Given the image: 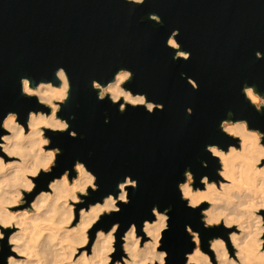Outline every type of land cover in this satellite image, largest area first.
Masks as SVG:
<instances>
[{
	"label": "water",
	"instance_id": "1",
	"mask_svg": "<svg viewBox=\"0 0 264 264\" xmlns=\"http://www.w3.org/2000/svg\"><path fill=\"white\" fill-rule=\"evenodd\" d=\"M149 12L161 15L164 24L141 22ZM174 28H180L178 41L192 52L187 62H174L165 46ZM256 50L264 51V0H147L134 12L124 0H0V116L12 110L23 119L30 110L50 111L35 97L22 96L19 80L28 76L35 86L55 79V70L64 67L71 96L57 115H74L71 126L84 139L53 134V145L63 149L54 174L77 158L86 161L100 184L91 201L118 191L116 184L125 175L138 179L139 186L129 189L131 202L105 216L104 227L117 220L125 228L140 224L154 204L161 210L171 205L162 246L171 253L169 264H184V252L191 249L185 224L203 233V247L216 235L205 236L198 211L180 200L176 186L185 167L191 166L197 180L215 177L216 159L204 146L231 142L218 129L228 110L249 120L251 128L264 130V115L240 92L244 82L264 92V60L255 59ZM121 66L135 73L128 86L164 103L163 111L149 115L142 106H129L120 114L107 98H96L91 80L111 79ZM182 72L198 81V91L181 78ZM188 106L193 108L190 117L185 115ZM105 113L111 117L108 124ZM47 180L42 173L39 187ZM3 259L0 255V264Z\"/></svg>",
	"mask_w": 264,
	"mask_h": 264
},
{
	"label": "clouds",
	"instance_id": "2",
	"mask_svg": "<svg viewBox=\"0 0 264 264\" xmlns=\"http://www.w3.org/2000/svg\"><path fill=\"white\" fill-rule=\"evenodd\" d=\"M146 2L124 0L130 12ZM146 19L157 26L164 24L156 12L140 17L141 22ZM180 33V28L172 29L165 46L172 50L174 62H187L192 52L178 41ZM254 57L264 60V51L256 50ZM180 76L193 91L199 90L194 77L185 72ZM54 77L40 80L35 86L28 76L19 80L20 94L35 97L39 105L50 111L30 110L23 119L12 110L0 116L3 264H169L171 253L162 241L170 230L171 205L161 210L159 204H154L149 218L140 224L131 222L125 228L117 220L110 226H100L105 216L120 213L131 202L129 189L139 186L138 179L125 175L116 184L118 191L91 201L89 198L100 190V184L86 161L77 158L70 168L54 174L63 149L53 145V134L67 133L69 137L84 139L71 126L74 115L67 119L57 115L71 96L69 73L61 66ZM134 78L130 68L121 66L111 79H92L91 88L99 101L107 98L120 114L129 106H142L149 115L163 111L164 103L128 86ZM240 92L257 113L264 115V92L256 84L244 82ZM192 114L193 108L186 107V117ZM110 120L105 113L104 123ZM249 125V120L238 119L235 112L228 110L218 129L231 142L204 146L216 159L215 177L202 175L197 180L189 165L183 171V179L177 182L180 200L186 208L198 211L203 229L220 232L202 247L203 233L192 224H185L191 249L184 252V264H264V130ZM46 131L50 134L46 135ZM201 164L204 168L209 166L207 161ZM42 173L48 177L45 187H39ZM205 202L207 207L201 208Z\"/></svg>",
	"mask_w": 264,
	"mask_h": 264
},
{
	"label": "rangeland",
	"instance_id": "3",
	"mask_svg": "<svg viewBox=\"0 0 264 264\" xmlns=\"http://www.w3.org/2000/svg\"><path fill=\"white\" fill-rule=\"evenodd\" d=\"M206 203V202H205ZM203 205V204H202ZM205 207H207V204L205 205ZM264 211V210H263ZM74 223H75V221H74ZM91 231L92 230H90V236H91ZM210 232H212V230H206L205 232H204V235L205 236H207ZM214 232H219L218 230L217 231H214ZM217 234V233H216ZM218 234H220V232L218 233ZM217 234V235H218ZM90 243H91V240H90ZM230 251H231V249H230Z\"/></svg>",
	"mask_w": 264,
	"mask_h": 264
},
{
	"label": "bare ground",
	"instance_id": "4",
	"mask_svg": "<svg viewBox=\"0 0 264 264\" xmlns=\"http://www.w3.org/2000/svg\"><path fill=\"white\" fill-rule=\"evenodd\" d=\"M34 191H35V190H34ZM201 206H202V205H201ZM262 211H263V210H262ZM100 226H101V227H104L105 225H104V223L102 222V223L100 224ZM95 227H96V226H94V228H95ZM91 232H92V231H91ZM214 233H217V234H218L219 232H214ZM138 234H139V229H138ZM217 234H216V235H217ZM202 247H203V246H202Z\"/></svg>",
	"mask_w": 264,
	"mask_h": 264
}]
</instances>
